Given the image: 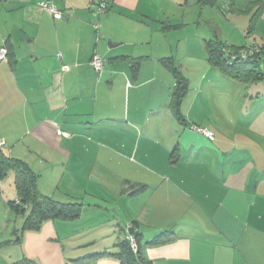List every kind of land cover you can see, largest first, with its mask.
<instances>
[{
	"label": "crops",
	"instance_id": "1",
	"mask_svg": "<svg viewBox=\"0 0 264 264\" xmlns=\"http://www.w3.org/2000/svg\"><path fill=\"white\" fill-rule=\"evenodd\" d=\"M39 1L0 0L3 151L38 175L42 194L111 211L108 239L92 252L115 251L133 223L153 264H264V81L239 91L238 80L210 64L198 27L185 13L171 20L168 4L180 0H107L100 14L92 0H48L60 19ZM246 2L261 7L252 29L264 40V0ZM251 12L225 21L242 37ZM93 54L103 60L99 73ZM169 58L189 82L183 122L171 108ZM235 88L244 101L236 114L224 102ZM162 231L171 234L148 243ZM59 238L46 221L9 240L42 264H119L111 256L66 261Z\"/></svg>",
	"mask_w": 264,
	"mask_h": 264
},
{
	"label": "trees",
	"instance_id": "2",
	"mask_svg": "<svg viewBox=\"0 0 264 264\" xmlns=\"http://www.w3.org/2000/svg\"><path fill=\"white\" fill-rule=\"evenodd\" d=\"M260 9L261 7L257 8L254 13H252L251 18H249L248 31L254 27L256 19L260 16ZM176 26L175 24H166L163 28H174ZM204 44L207 52V60L211 64L217 66L224 75L238 81H264V40L260 42L255 41L250 45L235 46L223 42L216 35L213 38L206 39ZM168 64L175 77V86L171 95L172 112L178 120L183 122L185 119L181 111V104L187 95L189 82L188 79L177 70L171 58H169ZM8 172L14 173V185L17 199L8 200L7 203L16 213H24L26 209L29 211L22 225V231H38L46 221L55 219L74 220L79 218L84 207L81 202L77 200L60 201L49 195L42 194L37 187L38 175L24 161L7 155L0 146V185L1 179ZM128 224H130L128 230L133 233L137 241L136 251H133L126 238L127 231L125 229ZM123 228L125 235L116 241L114 245L115 251L103 250L90 252L81 257L72 259V261L111 256L118 259L119 264H153L142 255L138 242L140 234L134 229L133 223H127ZM170 234V231H162L151 238L148 243H158L162 241L166 235Z\"/></svg>",
	"mask_w": 264,
	"mask_h": 264
},
{
	"label": "rangeland",
	"instance_id": "3",
	"mask_svg": "<svg viewBox=\"0 0 264 264\" xmlns=\"http://www.w3.org/2000/svg\"><path fill=\"white\" fill-rule=\"evenodd\" d=\"M213 1L211 3L208 2L206 5H203V3H199L198 0H188L187 4L185 0H180L177 5L168 4V11L169 14H172L170 16L172 22H180L179 19L182 17L183 13H185L184 22L188 23L190 26L194 25L195 27H198V31H200V34H203L206 39L213 38L216 28H219L221 35H219L218 38L220 40L222 39L223 42H226L228 44L235 42L236 45H250L255 41H262V39L259 38V35L255 34L253 29H251L250 31H248L249 29H245V31L240 30L242 37L238 36L237 32L233 30V28L229 24H227V21H225V16H227L228 18V15L230 14L234 15V17L241 18V16H246L249 12L252 11L249 16V18H251L252 13H254V11L256 10V8L253 9L254 2L249 4L246 2V0H217V2L214 4ZM166 5L167 4H165L164 7ZM236 6L237 8H235ZM174 62L177 63L176 61ZM192 64H195V62L186 63V65L190 66L191 70L193 69V73L195 74L197 72V66H193ZM217 69L221 71L218 67ZM190 73H192V71ZM246 83L247 82L245 81H239V91H242L244 88H246ZM236 91L237 89L235 88L234 93L229 92L230 96L234 95L233 97L224 99L225 104L228 103V105H233L232 107H234V110L232 109L231 112L235 114L237 110L236 108L238 107L240 109L241 106H243L244 102L243 98ZM215 100V103H224L222 100ZM226 100L230 102H226ZM221 108L222 106L218 107V109L214 108L213 110L214 112L216 110H220L222 113ZM223 116L225 117V115ZM262 131L264 132L263 126H261L259 133L263 134ZM1 184L0 264H42V262L36 258L30 259L26 257V259H23L24 257L22 255V250L18 245L14 244V238L12 240H9L12 232L21 234L22 225L24 224L25 217L29 213V211L28 209H26L24 213H16L7 203L8 200H14L15 196H17L14 185L13 172H8L1 179ZM107 216H109L110 218L112 217L111 211L105 213L103 211H98L95 206L85 205L79 218L77 219L52 220L53 222H55L58 229L60 237L58 239L60 244V251L66 261H70L72 260V258L82 256L87 252H92V250H95L93 249L94 247L96 248L101 246V242L108 239V237L105 236V228H108V226H110L109 222H105V219L108 218ZM115 222H117V219H115ZM122 237H124V234H121V238Z\"/></svg>",
	"mask_w": 264,
	"mask_h": 264
},
{
	"label": "built area",
	"instance_id": "4",
	"mask_svg": "<svg viewBox=\"0 0 264 264\" xmlns=\"http://www.w3.org/2000/svg\"><path fill=\"white\" fill-rule=\"evenodd\" d=\"M92 2L94 4V12L96 14H100L107 9L106 0H92ZM37 5L40 9L45 10L53 18L60 19L64 16V13L61 10H59L51 1L41 0L38 2ZM6 54H7V49L5 47H1L0 48V59L4 58ZM90 63L97 73H99L103 69V60L98 54H93ZM196 129L210 139H214L215 137L214 132L207 128H196ZM2 144H3V141H0V146ZM129 227H130V224H128L125 229L127 231L126 238L128 239L130 247L133 249V251H136L137 241L133 233H131L128 230Z\"/></svg>",
	"mask_w": 264,
	"mask_h": 264
}]
</instances>
